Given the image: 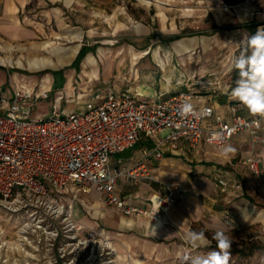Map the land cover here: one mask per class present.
Wrapping results in <instances>:
<instances>
[{"label": "rangeland", "instance_id": "rangeland-1", "mask_svg": "<svg viewBox=\"0 0 264 264\" xmlns=\"http://www.w3.org/2000/svg\"><path fill=\"white\" fill-rule=\"evenodd\" d=\"M81 2L79 42L66 37L53 39L52 44L48 42L51 48L35 51L29 45L18 48L0 40V93L16 89L26 100H31L32 91L48 93V99L34 104L32 121L49 118L53 107L62 112L80 109L96 93L107 90L125 94V90L132 88L135 90L128 91L131 96L137 94L148 99H158L160 93L168 96L187 91L206 100L205 104H210V99L227 98L237 80V71L230 67V60L239 54L240 42L250 36L246 31L228 28L241 24L237 14L264 11V0H113L106 6L86 0L85 11ZM88 12L93 17L89 23ZM110 16V21H106L105 17ZM71 21L77 24L74 18ZM138 25L139 32H133L132 26L136 30ZM127 43L151 53L136 65L104 61L103 52L109 48L127 49ZM77 46H94L93 54L97 57L88 55L83 64L79 60L77 65L70 66L65 64L67 61L60 66L52 63L50 57L55 61V53ZM46 57L45 64L31 63ZM26 221V216L9 217L0 209V264L140 263L137 249L126 250L121 240L110 238L111 234L108 237L95 226L81 228L74 220L80 228L79 243L68 246L32 226L25 236L21 235ZM233 238L253 240L264 246V226H254ZM107 242H111L109 246L105 245ZM201 253L192 250L187 255ZM230 264H264V250L247 258L231 255Z\"/></svg>", "mask_w": 264, "mask_h": 264}, {"label": "built area", "instance_id": "built-area-1", "mask_svg": "<svg viewBox=\"0 0 264 264\" xmlns=\"http://www.w3.org/2000/svg\"><path fill=\"white\" fill-rule=\"evenodd\" d=\"M46 99V91H32L31 100L16 89L0 93V209L9 217L26 216L21 235L25 236L32 226L68 246L79 243L80 229L74 223L79 208L76 198L68 196L69 185L85 194L92 190L100 193L107 207L124 216L146 217L158 224L162 213L175 203L181 187H168L163 198L156 197L147 207H139L129 195L119 193V177L133 185L152 180L145 166L147 160H161L164 150L174 152L185 144L196 148L204 131L215 149H221L239 133H246L252 143L264 142V117H243L238 103L229 106V122L215 115L210 106H194L200 113L208 110L207 114L182 118L178 106L186 100L191 103L200 99L187 91L158 99L131 96L128 91L96 93L80 109L62 112L53 107L49 118L30 120L34 104ZM208 119L212 120L211 128L204 130L203 122ZM141 142L148 145L135 169H112V157ZM245 164L257 179L264 175L260 156L250 154ZM218 184L227 186L223 180Z\"/></svg>", "mask_w": 264, "mask_h": 264}, {"label": "crops", "instance_id": "crops-1", "mask_svg": "<svg viewBox=\"0 0 264 264\" xmlns=\"http://www.w3.org/2000/svg\"><path fill=\"white\" fill-rule=\"evenodd\" d=\"M90 1L99 6H106L113 0ZM83 2L81 9L85 11L86 3ZM79 4L80 0H0V40L17 45L18 48L29 45L31 49H36L35 51L51 48L48 47V42L53 39L66 37L79 42L82 37L79 31L81 25L79 24L81 16L78 15ZM88 13L87 23L93 18L90 17V12ZM71 18L75 19L76 25L72 23ZM111 18L112 16L105 17L106 21H110ZM237 18L242 21L241 24L228 29L246 31L253 35L257 29L264 28V11L237 14ZM244 25H247L248 29L242 28ZM133 26L132 31L139 32V25L136 30ZM123 27L127 29V25ZM127 44L129 46L127 49L113 51L109 48L103 52L104 61L108 63L117 60L119 65L123 62L136 65L139 59H145L144 57L151 53L149 49L139 50V47ZM7 48L9 50L11 47ZM82 49L86 51L80 58L81 64L88 55L97 57L93 54L94 46L88 48L77 46L71 52L66 50L55 53L54 56L57 57L55 61L50 58L52 63L57 64L55 66H60L66 61L65 64L70 66ZM47 59L48 57L35 59L31 63L45 64L48 62ZM9 62L6 60V63ZM91 75H96V71ZM235 76L239 78L238 72ZM134 90L129 88L125 91ZM159 96H164V93H160ZM205 101L200 97L191 103L194 106H210L214 114L221 116L225 122L230 121L231 104H239V113L243 117L252 116L246 107L231 97V92L227 98L210 99V104H205ZM208 121L203 127L204 130L211 128L212 120ZM147 145V142L139 143L135 148L112 157V169L125 172L135 169L142 160V150ZM227 145H231L235 151L225 155L221 149H215L208 142L207 133L204 131L196 148H190L185 144V147L174 152L164 150L161 160H147L145 166L152 180H144L141 184L133 185L123 176L118 178L119 193L129 195L133 204L139 207H147L156 197L163 198L168 187H181L175 195V203L162 213L161 222L158 224L146 217L124 216L107 207L100 193L92 190L85 194L77 187L69 185L68 196L76 198L75 203L79 208L75 213L77 224L81 228L95 226L106 232L108 237L111 234L110 238L121 240L126 250L137 249L139 264H179L180 257L190 254L192 250H200L201 255L212 251L209 249L210 243L193 249L185 242V234L192 230L193 225L198 230L211 232L221 230L225 233L264 226V175L257 179L245 164V158L254 153L261 157L264 168V142L252 143L246 133H239L233 136ZM218 180L225 181L227 186L221 187Z\"/></svg>", "mask_w": 264, "mask_h": 264}, {"label": "clouds", "instance_id": "clouds-1", "mask_svg": "<svg viewBox=\"0 0 264 264\" xmlns=\"http://www.w3.org/2000/svg\"><path fill=\"white\" fill-rule=\"evenodd\" d=\"M230 67L238 72L239 78L235 87L231 89V97L247 108L253 116L264 117V28L257 29L256 33L240 42V52L233 55ZM182 118L189 116L199 117L207 114L197 112L194 105L187 100L177 109ZM221 138V134H216ZM223 154L227 155L235 151L231 145L221 148ZM185 242L193 249L206 246L208 237L203 230H189L185 234ZM212 239L216 242V249L204 255H183L179 264H230L231 239L221 230L213 233Z\"/></svg>", "mask_w": 264, "mask_h": 264}, {"label": "trees", "instance_id": "trees-1", "mask_svg": "<svg viewBox=\"0 0 264 264\" xmlns=\"http://www.w3.org/2000/svg\"><path fill=\"white\" fill-rule=\"evenodd\" d=\"M242 28L244 29H248L247 25L242 26ZM86 50L82 49L80 51V54L78 55V57L75 59V61L73 62L72 65H77L78 61L80 60L81 56L83 55V53ZM252 227L246 228V229H242V230H231L229 232H227L226 234L230 237L231 239V255L233 256H237L240 258H247V257H251L254 255V253L260 251V250H264V246H261L259 244H257L256 242H254L253 240L250 241H245L244 239H234V236L239 235L241 232H245V230H248ZM192 231H201L196 229V227L193 225V227L191 228ZM205 235L208 237L210 246L209 249L210 250H215L216 249V242L215 240L212 239V235L214 232L211 231H205Z\"/></svg>", "mask_w": 264, "mask_h": 264}, {"label": "bare ground", "instance_id": "bare-ground-1", "mask_svg": "<svg viewBox=\"0 0 264 264\" xmlns=\"http://www.w3.org/2000/svg\"><path fill=\"white\" fill-rule=\"evenodd\" d=\"M47 48V47H46ZM10 50V49H9ZM70 52H71V50H70ZM73 52V51H72ZM68 55H69V53H68ZM67 56V55H66ZM57 58V57H56ZM67 58H69V57H67ZM8 60V59H7ZM64 60V59H63ZM62 61V60H61ZM19 63V62H18ZM61 64V63H60ZM19 65H20V63H19ZM57 65V64H56ZM62 65V64H61ZM59 66V65H58ZM37 70V69H36ZM105 245H110V242H107ZM117 251V250H116Z\"/></svg>", "mask_w": 264, "mask_h": 264}]
</instances>
